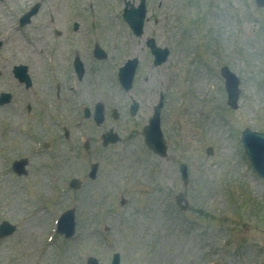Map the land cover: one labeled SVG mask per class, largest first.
<instances>
[{"label":"rangeland","instance_id":"1","mask_svg":"<svg viewBox=\"0 0 264 264\" xmlns=\"http://www.w3.org/2000/svg\"><path fill=\"white\" fill-rule=\"evenodd\" d=\"M140 1H0V93L12 94L0 105V223L16 225L0 236V264H112L116 256L119 264H264V179L241 142L247 127L264 132V8L255 0H145L139 37L122 13ZM36 2L39 13L19 26ZM151 38L170 50L159 66ZM95 44L107 58L94 57ZM135 57L126 91L118 70ZM20 64L30 87L13 74ZM224 66L240 79L236 109L226 104ZM161 93L159 156L143 128ZM98 102L105 109L96 123ZM23 158L20 175L12 165ZM65 212L71 236L57 231Z\"/></svg>","mask_w":264,"mask_h":264},{"label":"water","instance_id":"2","mask_svg":"<svg viewBox=\"0 0 264 264\" xmlns=\"http://www.w3.org/2000/svg\"><path fill=\"white\" fill-rule=\"evenodd\" d=\"M257 4L261 7H264V0H256ZM132 11L127 10L126 18L134 25L136 19H138V24L141 23V19L145 12V2L142 1V5L139 9ZM136 16V17H134ZM135 18V19H134ZM137 26V25H136ZM142 26V24H141ZM138 27V26H137ZM152 48L153 53L155 54V64L159 65L167 59L168 50L167 49H158L154 43L151 41L149 44ZM136 66V60L131 62L128 67L124 68L120 73L121 81L126 89L131 88L134 69ZM82 73V72H81ZM222 75L226 79V88L228 91V104L233 108H237L238 99L240 95L239 79L236 77L234 73H232L228 67L222 68ZM163 97H161L160 103L155 107V113L153 117L150 119V124L144 128L145 132V140L149 147L160 155H165L166 153V145L163 141V135L160 131V111L163 106ZM103 105L99 104L97 106V120L100 121L103 119ZM137 104L133 107V112H136ZM242 140L246 149V152L249 156V159L252 161L254 168L257 172H259L264 177V133H259L256 131L247 128L242 133ZM115 141V140H113ZM108 143V139L105 141V144ZM26 161L16 162L15 170L22 174L25 173L24 166ZM97 169V165H94L92 176ZM181 171L183 173V179L185 183L188 181L187 169L186 165L183 164L181 166ZM180 204V200L178 201ZM64 223H68L70 226L69 230L64 231ZM15 229V226L10 225L8 222H4L0 227V234L8 235L11 234ZM60 232H65L67 236H71L72 232H74L73 227V215L72 212H68L64 215L61 221ZM89 264H98L96 259H89ZM113 264H119L118 256L115 257Z\"/></svg>","mask_w":264,"mask_h":264},{"label":"bare ground","instance_id":"3","mask_svg":"<svg viewBox=\"0 0 264 264\" xmlns=\"http://www.w3.org/2000/svg\"><path fill=\"white\" fill-rule=\"evenodd\" d=\"M132 53H133V54H134V53H136V52H135V50H133V52H132Z\"/></svg>","mask_w":264,"mask_h":264}]
</instances>
